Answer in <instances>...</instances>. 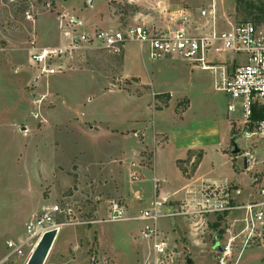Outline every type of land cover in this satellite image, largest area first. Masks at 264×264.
<instances>
[{
	"label": "rangeland",
	"instance_id": "374dc122",
	"mask_svg": "<svg viewBox=\"0 0 264 264\" xmlns=\"http://www.w3.org/2000/svg\"><path fill=\"white\" fill-rule=\"evenodd\" d=\"M205 4L206 0H91L90 7L89 0H0V258L5 242L21 234L24 223L43 206L69 203V224L56 234L43 264H154L152 242L140 238L141 225L148 221L82 222L104 218V200H117L134 216L149 207L152 151L141 149L142 136L134 133H144L151 145L159 116L152 112L164 108L166 100L156 98L149 88L131 87L133 77L121 78L123 51L111 55L99 46L83 48L72 59H63L62 72L47 78L29 65L28 52L63 44V29L70 25L78 32L114 29L132 24L133 18L154 25L159 16L167 19L169 12L180 9L196 14ZM217 17L235 24L247 16L235 10V0H221ZM130 47L136 49L135 43ZM135 54L136 71L153 75L158 86L178 97L192 98L193 109L185 120L216 122L219 146L206 148L203 170L213 168L216 178L236 183L220 185L218 199L227 206L225 214L198 213L192 203L168 200V207L179 214L157 222L168 247L158 259L162 264H264V218L251 221L244 208L257 199L258 185L264 183V143L250 145L238 138L241 152L257 157L252 167L244 168V155L230 153V137L236 132L226 120L220 123L229 99L212 88L211 72L179 59L151 60L146 53L142 58ZM185 98L172 108L174 118L184 111ZM230 117L235 116H228V122ZM169 120L167 111L159 124L170 130ZM173 132L163 151L154 150L156 170L167 177L176 148ZM179 166L183 168L180 162ZM131 169L139 179L129 176ZM134 190L140 200L132 197ZM172 227L174 233L166 234ZM25 259L13 257L0 264H24Z\"/></svg>",
	"mask_w": 264,
	"mask_h": 264
},
{
	"label": "built area",
	"instance_id": "2783aa9c",
	"mask_svg": "<svg viewBox=\"0 0 264 264\" xmlns=\"http://www.w3.org/2000/svg\"><path fill=\"white\" fill-rule=\"evenodd\" d=\"M168 14L163 26L134 22L114 29L78 32L70 25L69 30L67 27L63 29L62 33L66 37L63 44L30 50L28 63L37 68L40 77L47 78L62 72L65 69L63 59H72L74 53L83 48L99 46L108 54L119 55L126 43L137 42L151 60L179 59L191 67L211 72L212 88L228 97L226 113L228 116H235L234 119H229L231 130L236 132L230 137L231 150L233 143L240 149L238 138L249 140L250 145L264 143V24L255 25L250 21L233 24L227 19L219 21L215 0H210L208 6L199 8L196 17L185 14L183 9ZM72 19L70 21L73 23ZM220 23L225 27L221 28ZM240 153L246 158V168L257 162L253 153L241 152V149ZM130 177L136 179L137 174L132 172ZM219 189V184L201 181L195 188L198 198L191 202L185 201L184 205L192 203L193 206H198V213L225 211L227 206L218 199ZM167 201L154 198L149 207L141 210L134 218L149 222L140 230V238L152 242L157 255L154 264H162V260L158 258L164 256L168 248L157 222L160 218L179 214L171 206L168 207ZM244 208L251 221L263 220L264 183L258 185L257 199H253ZM71 211L69 203H64L63 207L54 203L31 216L24 225L23 235L5 242L6 252L0 263L13 257H25L26 263L45 232L54 229L57 234L63 226L69 224L66 219L70 217ZM91 219L82 223L126 220L127 210L117 200H110L106 216Z\"/></svg>",
	"mask_w": 264,
	"mask_h": 264
},
{
	"label": "crops",
	"instance_id": "0c3cea01",
	"mask_svg": "<svg viewBox=\"0 0 264 264\" xmlns=\"http://www.w3.org/2000/svg\"><path fill=\"white\" fill-rule=\"evenodd\" d=\"M209 4H210V0H206V4L204 6H208ZM215 4H216V10L218 13V11L221 9V0H215ZM89 6H90V2H89ZM158 6H160V4ZM184 11H185V14L187 15L190 14L194 17H196L197 15V13L193 14L191 11H188V10H184ZM170 13H173V12H170ZM165 16L166 15L159 16L157 20L154 21V25L163 26L165 22H167V20L165 19ZM136 19L137 18H133L132 20L133 23L134 21H136ZM141 20L144 21V18H141ZM144 23L146 24V21H144ZM101 29H112V28L104 26V27H101ZM85 30H89V29H85ZM129 43H135L136 49L131 48V47L127 48V45ZM135 53H138L139 56L142 58V56L145 55V49L141 47L137 42L126 43L124 46L123 52H122V57H121L122 59L121 78L122 79H130L132 77L135 78L136 82H133V84H131V87H138L140 89L149 88L152 93L154 92L155 94L167 93L169 95V99L166 102V106L164 108L162 107V109H159V110H155V111L153 110L152 112V113L155 112L159 116H157L155 119V129L154 131H152V134H151V140H152V142L150 143L151 145L148 146V143L145 142V136L143 135L144 133L139 132L137 130L134 133L137 137L142 136L143 144H141V149H145L146 147H148L149 150L152 151V158L150 160L151 163L149 166L151 167V171H152L151 180L153 182V198L148 199L147 202H149L150 204L154 198L167 199L170 201L191 202L198 198V195L195 193V188L197 184L201 181L214 182L219 185L226 184V183L236 184L234 180H228L225 178L223 181H221L220 179L216 178L214 176L215 171L213 168L206 170V171L203 170L206 153H207L206 148L212 147L215 145L219 146V142L217 143L218 139H216V134L218 133L216 129L217 128L216 122H214L213 120L211 121H208V120L193 121L192 120L190 122H188V120H185V117L187 118L188 112L191 109H193L194 102L192 101V98L188 97L187 94H182L178 97L176 96L173 90L158 86L159 82L158 80L155 81L153 79V75H149L147 73L144 74L142 72L136 71L135 64L133 63L136 57ZM183 97H186L184 100L186 101L184 111L182 112L180 118H174L173 111L171 110L172 108L175 107V105L179 101H181L180 98H183ZM206 108L208 109V106ZM167 111H168V114L170 115V120L168 121V125H167L168 127L171 126L170 130H167V128L163 127L162 124H159L162 121V115H164V113H166ZM224 116L225 117L220 123L226 120L227 125L229 126L228 124L229 122L227 120V117H228L227 113ZM172 131H174L172 133L174 135V139L172 140L175 141L176 148H175V152L171 154V158H170V162L172 163V167H173L172 173L170 177H167L165 175L158 173L156 170V162L154 161L155 160L154 157L156 156H155L154 150H156V148L158 147L159 148L158 153L163 151L164 147L167 146L169 142H171L172 135L171 133L169 134V132H172ZM218 149L222 152L227 151L226 148L223 149L221 147H218ZM198 152L201 153V158L198 164L196 165V167L193 169L191 167L196 159L195 157ZM179 162L182 164L183 168L179 166ZM231 165L232 164L230 163V166ZM136 167L140 171L142 170L145 171L146 169L138 165H136ZM182 169H184L185 171H182ZM132 172H135L136 174H138L135 170L131 169V171L129 172V176ZM40 178L41 177L39 176L38 180H40ZM137 179L139 178H136L133 180H137ZM130 183H132V180H130ZM187 192H191L192 194L187 193ZM133 196L136 200L141 199V195L139 194L138 190L133 191L132 197ZM109 201L110 200H104L103 203L106 204ZM103 203L99 204V212H100V209ZM49 205H51V203L50 204L47 203V205L43 207H47ZM107 205H105L106 208H107ZM146 208L147 207L144 206L142 210ZM129 212L127 211L126 220L134 219L138 215V214L135 216L130 215L131 212L130 213ZM144 224L141 225L140 230L143 228ZM24 225L20 232L21 234L14 235L13 239L21 237L23 235ZM157 226H158V223H157ZM172 229L173 227L165 231L166 234L172 235L174 233ZM142 250H141V253L143 257H146L148 253L147 248L143 247ZM2 258L3 256L0 258V260Z\"/></svg>",
	"mask_w": 264,
	"mask_h": 264
},
{
	"label": "trees",
	"instance_id": "16d2710c",
	"mask_svg": "<svg viewBox=\"0 0 264 264\" xmlns=\"http://www.w3.org/2000/svg\"><path fill=\"white\" fill-rule=\"evenodd\" d=\"M235 10L237 12L244 13L247 16L243 21H250L255 25L264 24V0H235ZM155 97L158 99L164 98V100L166 101L169 99V95L167 93L156 94ZM166 101H164V105H166ZM200 158H201V153L198 152L196 154V159L192 165L193 169L198 164ZM182 171L185 170L182 169ZM225 213L226 211H223V214ZM221 218L222 216L217 217V219H221ZM212 225L216 226L217 223H214Z\"/></svg>",
	"mask_w": 264,
	"mask_h": 264
},
{
	"label": "water",
	"instance_id": "95a60500",
	"mask_svg": "<svg viewBox=\"0 0 264 264\" xmlns=\"http://www.w3.org/2000/svg\"><path fill=\"white\" fill-rule=\"evenodd\" d=\"M89 2H91V0H89ZM232 146L233 148L231 150V154L240 153V149L237 147L236 143H233ZM243 160L244 168H246V158L244 157ZM55 237L56 230L53 229L45 232L38 241L37 245L35 246L34 250L32 251L25 264H43Z\"/></svg>",
	"mask_w": 264,
	"mask_h": 264
}]
</instances>
